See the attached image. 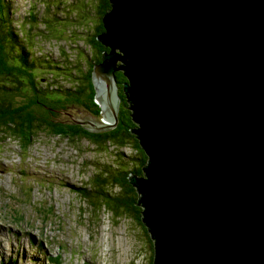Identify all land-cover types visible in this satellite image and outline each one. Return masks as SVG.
Wrapping results in <instances>:
<instances>
[{
    "label": "water",
    "instance_id": "water-1",
    "mask_svg": "<svg viewBox=\"0 0 264 264\" xmlns=\"http://www.w3.org/2000/svg\"><path fill=\"white\" fill-rule=\"evenodd\" d=\"M110 2L86 129L118 125L123 71L154 264H264V0Z\"/></svg>",
    "mask_w": 264,
    "mask_h": 264
},
{
    "label": "rangeland",
    "instance_id": "rangeland-1",
    "mask_svg": "<svg viewBox=\"0 0 264 264\" xmlns=\"http://www.w3.org/2000/svg\"><path fill=\"white\" fill-rule=\"evenodd\" d=\"M13 2L17 27L24 20L29 22L33 30L24 31L25 39L37 47L34 51L38 55L52 54L61 65L64 60L79 64L85 61L83 52L85 57L91 54L87 43L70 37L67 28L74 25L71 17L78 16L76 2H85L98 15V10L91 7L94 0H48L47 6L54 5L48 10L43 0ZM46 23L52 27L45 30ZM95 24L90 18L83 23L88 32ZM76 28L73 26L70 32ZM40 31L50 32V40ZM42 79L39 83L45 84ZM55 79L49 85L65 84L61 78ZM68 114L75 119L79 116L73 106ZM84 119L109 123L102 116L84 115ZM2 141L6 142L0 143V264H48L47 260L50 264L152 263L150 242L139 216L114 218L107 211L95 213L74 192V187L95 181L102 172L98 166L115 159L116 153H124L127 160V155H133L131 149L112 147L105 155L87 141L73 143L48 133L38 136L29 150H22L14 138ZM121 158L118 155V162Z\"/></svg>",
    "mask_w": 264,
    "mask_h": 264
},
{
    "label": "trees",
    "instance_id": "trees-1",
    "mask_svg": "<svg viewBox=\"0 0 264 264\" xmlns=\"http://www.w3.org/2000/svg\"><path fill=\"white\" fill-rule=\"evenodd\" d=\"M43 1L47 10L54 7L46 5L48 0ZM13 3V0H0V141L4 143L6 141H2L3 139L14 138L22 147L29 149L36 145L38 136L48 133L73 143L87 141L105 155L112 147L131 149L134 153V157H129L132 162L126 160L130 165L122 163L114 170L113 167L118 166L116 159L107 161V165L98 166L102 168V172L97 175L95 181L87 182L83 188L77 190L88 208L95 213L107 211L114 218L134 219L139 216L150 242L151 264H154L155 243L144 223L145 210L139 205L141 195L129 179L130 175L146 176L144 167L149 161L134 133L139 125L133 120L132 104L125 92V84L129 83V79L123 71L116 73L121 107L119 123L114 129L90 132L78 121V117L75 119L68 114V108L73 106L79 115L89 114L97 119L103 117L102 108L96 101L93 71L95 66L102 62L103 53L110 51V48L102 45L97 38L105 32L102 18L112 10V3L110 0H94L91 7L101 12L96 15L85 2L83 9L76 2L74 11L78 16L71 19L73 26L78 28L73 33L70 32L73 26L67 28V33L72 38L86 42L93 57L91 54L85 57L83 52L85 61L78 64L64 60L61 65H58L52 54L35 53L34 49L37 47L32 46L24 34L25 30L32 32L33 28L25 20L17 27L18 19ZM87 18L96 21L89 32L87 25H83ZM30 20L34 22L37 19ZM47 27L51 28L52 25L46 23L45 30ZM42 33L50 40V32ZM52 68L61 74L54 75V78H61L65 84H45L44 87L43 83H39L45 75L38 76L36 73H44ZM65 116L69 119H64Z\"/></svg>",
    "mask_w": 264,
    "mask_h": 264
},
{
    "label": "clouds",
    "instance_id": "clouds-1",
    "mask_svg": "<svg viewBox=\"0 0 264 264\" xmlns=\"http://www.w3.org/2000/svg\"><path fill=\"white\" fill-rule=\"evenodd\" d=\"M45 72H50V73H48V74H46L45 75V82H47V83H45V84H50V83H53V80L55 79L54 78V75H61L60 74V72H58V71H56L55 70V68H52V69H49V70H47V71H45ZM48 75V76H47ZM59 77H56V81H59V79H58ZM45 84H43L44 85V87H46L45 86ZM132 113H133V111H132ZM99 123H101V122H99ZM98 123V124H99ZM98 124H95V123H91V122H88L87 121V123L85 124V128H92L93 126H97ZM88 126H90V127H88ZM56 138H58V137H56ZM0 143H1V141H0ZM140 145H141V143H140ZM20 147H21V149L22 150H29V149H26V148H24V147H22L21 145H20ZM141 147H142V145H141ZM32 148V147H31ZM111 149V148H110ZM142 149H143V151L146 153V151L144 150V148L142 147ZM118 155H121L122 156V158H121V161H119L118 162ZM146 155H147V153H146ZM123 156H124V153H122V152H118V153H116V157H115V159H116V161L118 162V166H117V168H114V170H117L118 169V167L119 166H121V164L122 163H124L126 160H124L123 159ZM148 156V155H147ZM129 157H134V153H133V155H127V160H129L130 162H132V160H130V158ZM148 159H149V156H148ZM149 164V161H148V163H147V165ZM146 165V166H147ZM132 168H135V166H131ZM144 175H146L145 174V172H144ZM136 177H138V178H140V179H145V180H148V177H147V175L146 176H142V177H140V176H137V175H135ZM130 177V176H129ZM132 184V183H131ZM133 185V184H132ZM134 186V185H133ZM84 186H82V187H74V192H77V193H79L78 192V190L77 189H79V188H83ZM135 187V186H134ZM136 188V187H135ZM137 189V188H136ZM32 192V191H31ZM140 195H141V198H142V194L140 193ZM139 205H141L140 203H139ZM142 206V205H141ZM51 209H52V207H50ZM51 209H49V211L51 210ZM144 213V212H143ZM145 221V220H144ZM145 223V222H144ZM146 225V224H145ZM147 227V226H146ZM147 229H148V227H147ZM148 232H149V229H148ZM149 235H150V232H149ZM150 237H151V235H150ZM151 239H152V237H151ZM152 241H153V239H152ZM57 256H61V254H58ZM47 263L48 264H50L49 263V261L47 260ZM85 264H89V263H85Z\"/></svg>",
    "mask_w": 264,
    "mask_h": 264
},
{
    "label": "flooded vegetation",
    "instance_id": "flooded-vegetation-1",
    "mask_svg": "<svg viewBox=\"0 0 264 264\" xmlns=\"http://www.w3.org/2000/svg\"><path fill=\"white\" fill-rule=\"evenodd\" d=\"M101 4H102V3H101ZM101 4H100V5H101ZM80 5L82 6V9H83V7L85 6V3H81ZM97 14L99 15V14H101V12H98ZM91 18L93 19L94 17L92 16ZM74 109H75V108H74ZM78 115H79V114H78ZM84 115H89V114H84ZM84 115H79L80 117L78 116V121H80V122L82 123V125L85 126V124L87 123V121L84 119Z\"/></svg>",
    "mask_w": 264,
    "mask_h": 264
},
{
    "label": "bare ground",
    "instance_id": "bare-ground-1",
    "mask_svg": "<svg viewBox=\"0 0 264 264\" xmlns=\"http://www.w3.org/2000/svg\"><path fill=\"white\" fill-rule=\"evenodd\" d=\"M83 54V53H82ZM106 124H109V123H106ZM111 125V124H110ZM32 176H33V174H32ZM53 182V181H52ZM40 250V249H39Z\"/></svg>",
    "mask_w": 264,
    "mask_h": 264
}]
</instances>
